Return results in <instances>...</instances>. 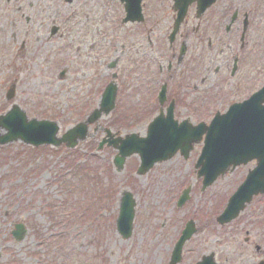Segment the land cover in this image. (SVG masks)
Here are the masks:
<instances>
[{"label":"rangeland","instance_id":"obj_1","mask_svg":"<svg viewBox=\"0 0 264 264\" xmlns=\"http://www.w3.org/2000/svg\"><path fill=\"white\" fill-rule=\"evenodd\" d=\"M230 1L237 4L240 0ZM107 5V0H72L69 4L64 0H0V115L16 105L28 119L56 122L61 136L97 107L115 72L120 80L114 110L89 128L75 152L62 146L33 149L19 141L0 146V264H167L173 244L189 220L196 233L184 244L179 264H196L210 253L217 264H257L264 257L262 197H255L233 222L220 226L216 221L253 162L228 170L201 191V178L194 168L201 145L187 159L177 154L142 176L135 174L138 156L127 158L123 169L116 172L112 160L117 151L107 146L96 150L104 129L143 137L158 114L157 104L152 107L153 85L157 84L153 80L159 77L161 83L165 80L173 87L188 62L198 70L191 61L202 63V74L196 77L202 76L205 82L199 85L192 77L197 88L182 87L175 119L180 122L191 116L190 122L195 124L209 121L216 111L223 113L235 92L230 89L233 81H224L225 65L216 79L212 70L224 62L229 51L224 44L215 46L210 60H205L193 36L187 40L182 36L169 46L172 19L167 9L158 27L149 25L143 31L142 26L120 24L122 10L105 9ZM52 25L58 27L57 36L47 41L45 32ZM26 31L29 38H23L26 45L22 49L20 40ZM185 41L186 57L176 65L174 51L177 54ZM262 45L257 69L264 68ZM156 62L162 65L160 74ZM253 62L254 58L251 65ZM111 63L115 64L112 69ZM64 67L65 77L59 79ZM249 74L250 70L243 77ZM12 84L14 96L6 100ZM222 93L227 99L224 103L219 99ZM218 99L221 107L216 104ZM4 133L0 129V135ZM184 189H189V199L177 208ZM125 190L135 202L127 239L115 226ZM17 224L26 231L21 241L11 235Z\"/></svg>","mask_w":264,"mask_h":264},{"label":"water","instance_id":"obj_2","mask_svg":"<svg viewBox=\"0 0 264 264\" xmlns=\"http://www.w3.org/2000/svg\"><path fill=\"white\" fill-rule=\"evenodd\" d=\"M183 9L186 4L194 0H181ZM205 1V0H198ZM126 10V21L139 20L135 14L139 9ZM181 17L174 26L176 32ZM173 33V34H174ZM64 71L60 75L63 78ZM115 87L110 84L102 95L99 107L94 110L84 123L78 124L57 138L58 127L55 123L48 121H28L24 113L18 107L13 106L6 115L0 116V129L6 133L0 136V145L21 141L25 144L37 147L40 145L60 146L62 143L67 148H73L78 140H83L87 133V126L96 122L102 116H107L114 107ZM13 96V89L7 93V99ZM264 90L250 98L247 102L232 106L226 114L216 116L211 124L206 127L199 124L191 127L187 122L177 125L172 121L171 111H168L167 118L157 117L148 126L147 137L142 139L137 135H129L124 139H112L108 130L105 131L107 142L118 151L114 158V165L117 172L123 168L127 157L138 154L140 166L137 175L148 172L154 164L171 159L177 152L187 158L192 144L201 141L203 135L204 145L201 155L197 161V176L203 177L202 190L210 186L219 176H223L231 167L245 165L250 161H256V167L250 171L244 182L229 199L224 212L217 219L219 224H225L235 219L250 203L253 196L264 194ZM188 191L180 197L178 206H181L188 199ZM134 200L128 192H123L120 200L119 215L116 221L117 232L128 238L131 233L132 220L134 216ZM14 233L17 240L23 236L21 226H16ZM195 232L193 224L186 225L185 230L178 243L175 245L169 264H177L180 260V252L185 241ZM198 264H214L212 257H204Z\"/></svg>","mask_w":264,"mask_h":264},{"label":"flooded vegetation","instance_id":"obj_3","mask_svg":"<svg viewBox=\"0 0 264 264\" xmlns=\"http://www.w3.org/2000/svg\"><path fill=\"white\" fill-rule=\"evenodd\" d=\"M138 1L141 9H143V12L145 10H148L146 23L142 25L134 24L136 26H142L140 30H147V27L149 25H152V27H158V25L161 23V18L163 19L165 17V9L169 10V19H172L173 23L176 13L173 12V9L175 8L171 0ZM230 2V0H215L209 6V8L205 9L203 12H200V10L197 9L196 3H193L187 9L185 19L172 42V44L176 43L177 39H180L182 36L185 37V40H187L189 36L196 37V41L200 43L199 52L203 54V58L205 60H210V51L215 46L218 47L219 45L224 44V47L229 51L228 55L225 56L224 62H221L217 67H215L212 72L214 77L216 76V79L217 76L221 73L220 67L225 65L224 70H226V72L224 74V81H226V83H229L228 81L230 80L233 81L231 83L230 89L234 88L232 91L235 92L232 94V100L228 101L226 106H229L235 102H241L252 93L259 90L264 84V74H262V70H264V68H261V66L259 69L256 68L257 63H260L259 53L262 51V44H264V0H240L239 2H237V4H233ZM18 9H20V7ZM112 9H128V7L121 0H114ZM161 11H163V13L160 15ZM25 23H29L28 17L25 18ZM24 37L29 38L28 32H25L23 38ZM46 40H49V37H47ZM25 43L26 42L23 39L22 48L24 47ZM172 44H170V46ZM224 47L220 48L219 57L223 55L222 53ZM182 48L184 49V53L180 54ZM186 53L187 48L185 41L180 44L177 54L174 51L173 56L175 57L176 65H180L183 63V60L186 57ZM253 58L254 62L251 65L250 62ZM168 62L171 66V61L169 60ZM189 63L190 62H188V64L183 67V69H185L189 66V73L185 80L179 83V85L186 88H189V86L192 85L191 87L194 91L197 86L195 82L192 83V77L195 78L194 80L198 82L199 85H202L205 82L204 79H202V76L198 80L196 77L197 73H201L199 67L202 63L191 61V63H193L194 66L198 68V70H195V67L190 66ZM157 66L159 72L161 73L162 66ZM204 66L202 67L204 68ZM170 68L171 67H168L167 71H169ZM249 70V76L244 78L243 75L246 73V71ZM153 81L159 84V90L161 86L166 83L165 80L160 83L159 77L158 79H154ZM215 82L219 83L218 80H216ZM243 83L249 84L246 88H244ZM153 86L155 89L156 85ZM170 89L171 87L168 83H166V98L164 102H155V105L157 104L158 106V111L166 110L171 102L174 103L175 109H177L178 104L182 103L181 100H179L180 96H178L176 92L172 93L171 91L170 93ZM159 90L157 91V93L159 92ZM219 99L224 103V101L227 100L225 97V93L220 94ZM219 99L216 101V104H219V106L221 107L223 103H219ZM194 102H196V100ZM211 103H213V101ZM198 104L203 105V102H199ZM198 104H196L195 106L199 107ZM203 106L205 108L208 107L205 105ZM260 258L259 261H257V264H259V262H263L264 264V257L262 259Z\"/></svg>","mask_w":264,"mask_h":264}]
</instances>
